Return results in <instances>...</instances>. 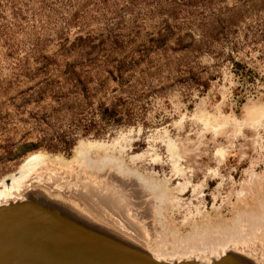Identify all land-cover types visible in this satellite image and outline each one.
Masks as SVG:
<instances>
[{"label": "rangeland", "instance_id": "374dc122", "mask_svg": "<svg viewBox=\"0 0 264 264\" xmlns=\"http://www.w3.org/2000/svg\"><path fill=\"white\" fill-rule=\"evenodd\" d=\"M99 103L129 117L101 121ZM59 136L74 139L69 155L32 146ZM79 148L94 175L53 165L24 190L92 201L163 258L227 247L264 258V0H0V180L33 154L72 160Z\"/></svg>", "mask_w": 264, "mask_h": 264}, {"label": "water", "instance_id": "95a60500", "mask_svg": "<svg viewBox=\"0 0 264 264\" xmlns=\"http://www.w3.org/2000/svg\"><path fill=\"white\" fill-rule=\"evenodd\" d=\"M33 186L0 206V264H264L263 257L235 248L211 259L163 258L103 217L92 201L81 198V208Z\"/></svg>", "mask_w": 264, "mask_h": 264}, {"label": "bare ground", "instance_id": "6f19581e", "mask_svg": "<svg viewBox=\"0 0 264 264\" xmlns=\"http://www.w3.org/2000/svg\"><path fill=\"white\" fill-rule=\"evenodd\" d=\"M87 151H90L88 149H86ZM84 148H79L76 153L77 156L72 159V160H64L63 158L60 157H53V156H47L41 153H37V154H33L31 156H29L20 166V168L15 172L12 173L6 177H4L3 179L0 180V206L2 204H6L8 202L11 201H18L19 199H21V195L24 191V187H26L28 185V183H31L32 180L34 179H38L41 180L43 178V176L46 174L47 175V168L52 167L53 165H56L59 168H64V169H76L78 171H80L81 173L86 171L87 173H91V174H95L96 170H90V167L88 166V164L86 165V162L84 161ZM110 160V159H109ZM105 161V160H104ZM103 161V162H104ZM111 161V160H110ZM115 161V160H114ZM92 171V172H91ZM117 175L124 179L127 178V175H124L123 173L116 171ZM134 179L135 182L139 183V185L141 184L140 181H138L137 177L131 178ZM148 183V182H147ZM152 185V184H151ZM156 187V186H155ZM143 190H145L146 192L148 191V188L146 186L142 187ZM157 190V189H156ZM71 192V191H70ZM79 192V191H78ZM81 192V191H80ZM69 193V192H68ZM91 194V193H90ZM163 194V192H162ZM70 195V194H69ZM94 198V197H93ZM91 199V198H90ZM100 199V200H99ZM97 200H99V202H117L116 199H114L113 197L110 196V198H105V199H101V198H97ZM257 200V199H256ZM255 200V203H257ZM258 201V200H257ZM260 202V201H259ZM104 204V203H103ZM109 205V204H107ZM97 206V205H96ZM111 206V205H110ZM97 209V207H96ZM158 210V209H157ZM159 212V211H157ZM103 213V212H101ZM104 215V214H102ZM106 216V215H105ZM244 217V216H243ZM246 218V217H244ZM243 218V219H244ZM250 218V217H249ZM252 218V217H251ZM255 220V218H254ZM208 221V220H207ZM244 221V220H243ZM251 221V220H250ZM245 222V221H244ZM248 222V221H246ZM240 223V222H239ZM259 223V222H258ZM236 224V223H235ZM242 224V223H241ZM209 225V223H208ZM234 225V224H233ZM238 225V224H237ZM252 225V224H251ZM211 226V225H209ZM238 228V227H237ZM209 229V228H208ZM205 231V230H204ZM211 231V229L209 230ZM230 231V230H229ZM224 234V233H223ZM264 234V233H263ZM175 236V235H174ZM205 236V235H204ZM210 237V236H208ZM174 238V237H173ZM199 238V236H198ZM196 238V239H198ZM211 239V238H210ZM226 239V238H225ZM202 240V239H201ZM257 240V239H256ZM233 241V239H232ZM203 242V241H202ZM245 242V241H244ZM252 242V241H251ZM255 242V240H254ZM259 242V241H258ZM262 242V241H261ZM232 243V242H230ZM236 243V242H235ZM249 243V242H248ZM173 244V243H172ZM215 244V243H214ZM228 244V241H227ZM253 244V243H252ZM256 244V243H255ZM208 245V244H207ZM212 245V244H211ZM210 245V246H211ZM233 245V243H232ZM237 245V244H236ZM247 245V244H246ZM259 245H262L259 244ZM194 246V244H193ZM205 246V245H204ZM222 246V245H221ZM235 246V245H234ZM245 246V245H244ZM190 247V246H189ZM209 247V245H208ZM217 247V246H216ZM220 247V246H219ZM237 247V246H236ZM262 247V246H261ZM198 248V247H197ZM228 248V247H227ZM223 250H218L216 253L212 252V257L211 258H215L217 257L216 255H220L221 252H225L226 249ZM214 249V247H213ZM216 249V248H215ZM237 249V248H236ZM246 249V248H245ZM253 249V248H252ZM258 249V248H257ZM198 250V249H197ZM239 250V249H238ZM242 250V249H241ZM254 250V249H253ZM260 251V249H258ZM263 250V249H262ZM191 251V250H190ZM208 251V250H207ZM212 251V250H211ZM210 251V252H211ZM214 251V250H213ZM153 254L154 251H151ZM195 252V251H194ZM200 252V251H199ZM255 252V251H254ZM192 253V251H191ZM256 253V252H255ZM200 256V257H199ZM199 259H204L202 258L203 255H199ZM208 257V255H205ZM262 256V255H261ZM211 258H207V259H211Z\"/></svg>", "mask_w": 264, "mask_h": 264}, {"label": "trees", "instance_id": "16d2710c", "mask_svg": "<svg viewBox=\"0 0 264 264\" xmlns=\"http://www.w3.org/2000/svg\"><path fill=\"white\" fill-rule=\"evenodd\" d=\"M74 46L81 47L83 49H87L88 52H95V51L99 50V48L97 46H88V44H77ZM109 49H110V54H112V55H116L119 52V50L116 46L115 47L111 46V47H109ZM141 52H143V51H140V49H132L127 55V56L132 58L131 60H129L127 62L128 63L127 65H130L133 67V65H134V63H133L134 54L141 53ZM123 61H120L121 63H117L113 68H111L109 71H107L106 77H108V79L113 77L114 75H116L112 79L117 80V77L120 75V71H121V69H123V66L125 64V62H123ZM49 63L50 62H46V61L42 62L41 68L42 69L47 68L50 65ZM51 64H53L54 66H57L56 63H51ZM77 66H78V64L75 62L74 63L73 62L63 63V72H62L63 77L62 78L64 79V81L69 82L71 87H73V89L78 94L84 95V93L86 91H89V88H88V86H84L80 83V81L78 79L79 75L75 70ZM236 66H239V65L236 64ZM57 67H60V66H57ZM240 76H241V78H243L245 76V73H244V75H243V73H240ZM101 85H103V84L96 85L93 88V90L100 88ZM99 104L100 105H99L98 112H99V116H100L101 121H103V120L107 121V119L112 118L115 123H119L122 121L124 115L129 117L130 113L128 110L122 111V110H118L117 107H113L110 111H106V109L103 108L101 103H99ZM95 127H96L95 122H89L86 126H82V128H81L82 135H84V136L88 135ZM41 145H42L41 142H38L32 146L34 149L42 147V148H44L48 151H51V152L62 151L64 153H66L67 155H69L70 151L72 149V146L74 145V139L71 136L70 137L59 136L55 146H41Z\"/></svg>", "mask_w": 264, "mask_h": 264}]
</instances>
